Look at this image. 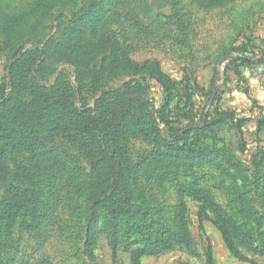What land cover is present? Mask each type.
Segmentation results:
<instances>
[{
    "label": "rangeland",
    "instance_id": "rangeland-1",
    "mask_svg": "<svg viewBox=\"0 0 264 264\" xmlns=\"http://www.w3.org/2000/svg\"><path fill=\"white\" fill-rule=\"evenodd\" d=\"M227 1L104 0L100 14L85 22L90 0H0L2 103L12 93L11 75H22L12 113L31 103V75L85 109L104 91L137 81L136 110L163 119V132L179 147L128 138L133 210L147 214L146 229L114 238L98 224L89 246L78 222L88 157L62 138L23 155L35 202L30 198L33 212L15 227L14 264H133L131 251L148 231L173 230L181 202L193 245L142 257L140 264H264V73H257L264 60V0ZM123 57L140 67L138 74ZM166 91L170 101L158 105ZM8 188L1 187V197ZM188 189L207 192L247 224L254 248L233 239L232 251L212 212L182 196Z\"/></svg>",
    "mask_w": 264,
    "mask_h": 264
},
{
    "label": "trees",
    "instance_id": "trees-1",
    "mask_svg": "<svg viewBox=\"0 0 264 264\" xmlns=\"http://www.w3.org/2000/svg\"><path fill=\"white\" fill-rule=\"evenodd\" d=\"M103 2L90 0L82 20L86 22L97 17ZM216 4L218 2L214 1L210 6ZM121 60L127 64L129 71L139 73L138 65L125 57ZM257 64L264 65V60ZM21 76L11 75V96L3 103L0 101V191L3 185L9 184L4 196H0V264H14L15 255H11V249L15 227L28 217V213L33 212L32 209L28 210V201L34 195L28 193V170L22 166L21 157L45 150L57 138L79 149L90 161L91 173L88 184L84 186L87 188L86 202L78 219L84 233V244H91L93 231L98 224L102 225L104 231H113L114 238L120 237L121 233L129 236L132 232L146 229L147 214L133 210L135 175L129 159L128 138L138 136L167 148L179 147L170 143L163 132V119L143 116L136 110L132 92L141 84L134 81L120 89L104 91L94 108L85 109L74 106L73 100L63 91L40 86L31 75V103L24 112L14 114L10 99L20 90ZM170 96L171 93L164 92L158 105L170 101ZM8 162L14 165L13 172ZM182 196L195 198L212 212L214 224L222 231L232 251L237 252L233 239L247 248H254L256 236L249 226L237 223L222 211L207 192L188 189L183 191ZM32 202H35L34 199ZM134 212L137 215L130 217ZM174 222L172 231H148L143 236L138 242L142 244L141 247L131 251L133 264H140L142 257L167 249L193 245L183 202L177 208ZM262 241L260 250L264 253V235ZM34 264L46 263L36 261Z\"/></svg>",
    "mask_w": 264,
    "mask_h": 264
},
{
    "label": "built area",
    "instance_id": "built-area-1",
    "mask_svg": "<svg viewBox=\"0 0 264 264\" xmlns=\"http://www.w3.org/2000/svg\"><path fill=\"white\" fill-rule=\"evenodd\" d=\"M257 73H259V74L264 73V66L263 65L261 67L257 68Z\"/></svg>",
    "mask_w": 264,
    "mask_h": 264
}]
</instances>
